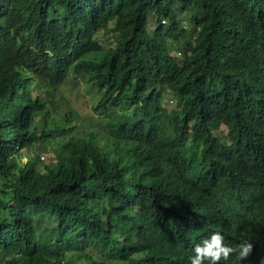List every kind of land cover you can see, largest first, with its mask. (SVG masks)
Listing matches in <instances>:
<instances>
[{"label":"trees","instance_id":"trees-1","mask_svg":"<svg viewBox=\"0 0 264 264\" xmlns=\"http://www.w3.org/2000/svg\"><path fill=\"white\" fill-rule=\"evenodd\" d=\"M215 232L254 245L219 264L264 248V0H0V264H190Z\"/></svg>","mask_w":264,"mask_h":264},{"label":"rangeland","instance_id":"rangeland-1","mask_svg":"<svg viewBox=\"0 0 264 264\" xmlns=\"http://www.w3.org/2000/svg\"><path fill=\"white\" fill-rule=\"evenodd\" d=\"M189 14L182 15V18H187ZM101 40L105 45L110 44L112 41L111 34L101 36ZM80 74L71 72L69 79L66 80L64 86L61 88V92H56L53 96L55 100V108L58 114L69 116L74 120V126L76 131L81 136L84 132L89 131L92 126V116L94 113L91 109L92 103L96 100V94L88 87V85L81 79ZM166 105L167 107L173 106L170 97L166 94ZM54 106L51 108L53 115ZM35 151L39 156L40 160L47 161V155L44 149L35 148L32 149V153ZM43 156V158H41ZM53 163V162H52Z\"/></svg>","mask_w":264,"mask_h":264},{"label":"clouds","instance_id":"clouds-1","mask_svg":"<svg viewBox=\"0 0 264 264\" xmlns=\"http://www.w3.org/2000/svg\"><path fill=\"white\" fill-rule=\"evenodd\" d=\"M253 243L245 241L235 246L225 243V237L215 232L202 239L193 249L194 255L190 257V264H219L221 260L227 261L234 254L239 260H246L253 251ZM253 264H264V248L260 250L257 260Z\"/></svg>","mask_w":264,"mask_h":264},{"label":"built area","instance_id":"built-area-1","mask_svg":"<svg viewBox=\"0 0 264 264\" xmlns=\"http://www.w3.org/2000/svg\"><path fill=\"white\" fill-rule=\"evenodd\" d=\"M41 158H42V156H41Z\"/></svg>","mask_w":264,"mask_h":264}]
</instances>
